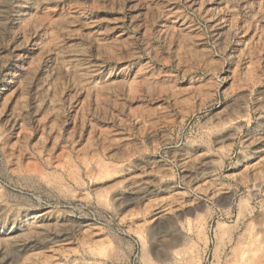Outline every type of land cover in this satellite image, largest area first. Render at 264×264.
Masks as SVG:
<instances>
[{"label": "rangeland", "instance_id": "obj_1", "mask_svg": "<svg viewBox=\"0 0 264 264\" xmlns=\"http://www.w3.org/2000/svg\"><path fill=\"white\" fill-rule=\"evenodd\" d=\"M0 264H264V0H0Z\"/></svg>", "mask_w": 264, "mask_h": 264}]
</instances>
